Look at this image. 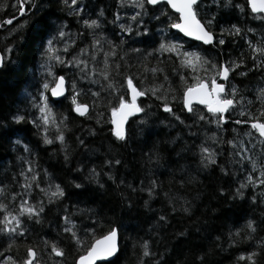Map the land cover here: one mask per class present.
I'll return each mask as SVG.
<instances>
[{
    "label": "trees",
    "instance_id": "1",
    "mask_svg": "<svg viewBox=\"0 0 264 264\" xmlns=\"http://www.w3.org/2000/svg\"><path fill=\"white\" fill-rule=\"evenodd\" d=\"M120 1L77 0L76 6L83 9L81 15L71 0H29L21 15L17 0H0L6 5L0 8V56L4 57V66L0 67V203L13 214L18 213L23 201L37 209L43 207L38 217H19L23 235L0 233V264H22L28 247L36 252L39 264H75L93 234L99 238L111 228L119 233V253L113 261L101 264H249L238 261V257L251 251L260 252L257 264H264V250L259 247L264 240V186L247 182L249 175L254 180L264 179L260 175L264 172V141L249 126L248 116L250 113L264 121L260 115L264 103L257 100L264 89V67L253 66L264 63V57L257 53L254 60L248 43L264 46V16L252 14L245 7L246 0H232L233 6H225L224 0H201L198 18L202 22L211 19L210 30L216 35L214 43L204 47L172 32L164 16L153 19L158 8L155 12L154 7L145 5L144 24L149 31L140 32L138 37L126 34L124 42L115 21ZM236 4L244 11L234 7ZM42 17L45 39H56L61 29L77 38V43L65 51L64 63L53 67L51 84L63 76L71 86L78 87L77 103L89 106L85 117H77L69 87L65 98L48 99L50 119L54 118L63 132V143L54 139L56 125H48L44 132V126L35 119L39 111L34 105L48 58L37 43L32 25ZM86 18L97 19L99 27L82 28L81 20ZM9 19L10 24L4 23ZM233 25L240 29L239 35L232 31ZM163 28L161 35L154 32ZM221 29L225 30L223 34ZM96 34L108 35L111 45L102 46L101 53L97 50L92 61L90 46L94 39L99 40ZM219 39L225 43L219 44ZM173 40L184 45L178 53H196L217 65H238L231 68L226 83L228 91L235 86L237 105L227 114L226 126H221L218 136L217 128L208 126L207 119L196 121L183 108V90L193 82V68L186 67L185 58H178V53L158 51L161 43L167 45ZM113 46L116 55L107 57V70L118 86L115 92L107 88L101 91L108 82L99 75L92 88V81L81 75L83 65L67 63L76 51L83 59L81 49L86 48L89 55H84V60L89 69L96 64L99 73L104 70V53ZM206 67L203 65L197 74L205 76ZM152 68L160 71L153 73ZM118 72L132 75L138 88L158 87L159 95L165 98L146 94L140 99L143 111L129 120L124 140L112 135L109 119L110 108L118 105L120 96L127 95L126 83ZM93 92H99V96L94 97ZM165 102L171 112L163 110ZM195 110L207 115L200 107ZM241 110L245 116L239 115ZM14 115L24 119L16 123ZM45 135L53 140L51 144L44 143ZM212 139L219 147L216 143L209 149L215 163H208L202 160L206 154L200 149ZM252 160L257 162L255 172ZM241 184H245L242 189ZM55 185L64 191L62 197H51ZM3 215L0 212V219ZM65 217L70 223L66 224ZM249 220L256 227L251 234L246 228ZM66 226L73 227L86 243L78 246L64 231ZM145 241L151 253L148 257L141 256ZM53 243L63 256L51 252Z\"/></svg>",
    "mask_w": 264,
    "mask_h": 264
},
{
    "label": "snow or ice",
    "instance_id": "2",
    "mask_svg": "<svg viewBox=\"0 0 264 264\" xmlns=\"http://www.w3.org/2000/svg\"><path fill=\"white\" fill-rule=\"evenodd\" d=\"M130 3L135 8L141 9V12H138L135 16H133L132 20H137L142 14L143 10L145 9V5H151V6H159L161 4L164 5V10L161 11V16H166L169 20V27L172 29L178 30L179 33H182L183 36L190 37L196 41H200L205 45L212 44L214 40L216 39V35L213 31L210 30V25L212 24V20H206L202 22L201 19L198 18V9H199V3L198 0H121V6H123V3ZM29 3V0H17V4L19 5V12L21 15L25 14V4ZM65 3H67V0H65ZM72 5L77 4V0H71ZM225 6H233L232 0H224ZM6 5L0 4V8L5 7ZM234 7L240 9L241 11H244V8L241 7V5L236 4ZM245 7L250 10L252 14H264V0H246ZM167 9H171L172 12L169 13ZM28 11H31V8L28 9ZM153 11H155V7L153 8ZM77 14H79L77 12ZM156 19H159V17H154ZM118 19V17H117ZM12 21L6 20L4 23L10 24ZM84 25L88 29H95L99 27V23L97 19H85ZM35 34L37 43L41 45L44 48V55L48 59H55L58 63H64L60 59L59 56L53 57L51 53L54 51L53 49V39H45L47 36L46 31V24L44 21V18L35 21L32 25ZM122 31H131V28H128L126 25H120ZM224 29H221V34L224 33ZM232 31L235 32L236 35L240 34V29L236 27L235 25L232 26ZM249 32L252 31V29H248ZM60 37H63L65 35L64 31L61 29L58 33ZM218 43L223 45L225 41L223 39H219ZM249 47L251 48V51L253 53V58L255 60V54L259 53L262 57H264V46L254 47L251 45L250 42ZM101 41L94 39L92 45L90 46L93 51L91 53V60H96V51H97V45H100ZM111 45V42H109ZM180 46L177 44H164L161 43L159 46L158 51H166L170 53H178V48ZM64 51H67V48L64 49ZM132 51H139L137 49H133ZM81 53L85 56H88V49H81ZM109 55L115 56L116 52L114 50V46L110 48L108 52L104 53L105 60L103 62L104 64V70L100 71L99 73H96V69L93 67L89 69V64L87 60L80 59L78 57H73L72 60L67 61L69 64H73L75 66H81V75L85 79H90L94 74L101 76L105 81L108 83L102 87L101 91H103L105 88L108 90H111L112 92L117 91V88L115 84L110 79V74L108 69V60L107 57ZM179 56L184 57V65L186 67L193 68L194 75H193V82L190 85H187L184 87L183 90V105L184 108L187 109L189 112H191L193 102L199 105H203L206 109V112L208 115H200V120L207 119L209 122H215L217 124L222 123L225 119L224 113L226 111L234 110L237 101H236V89L235 86L232 87L231 93H226L224 85L221 83H217L216 77H219L221 79H227L229 71L231 68H235L238 65H236L235 62H231L229 66H225L223 64L217 65L216 63H212L208 60H203L198 54L196 53H178ZM123 59V57H121ZM243 63V61H241ZM207 65L206 68H203L205 72V76H199L198 70L203 66ZM4 66V57L0 56V67ZM254 67H264V63L257 64L254 63ZM117 69L120 68V65H116ZM151 72L157 73L160 71L157 68L150 69ZM215 72V75L212 77H209L207 73L209 72ZM47 76L51 77L53 76V73L51 71V68L46 69ZM121 75L122 80L127 84V95L126 96H120L118 105L112 106L110 108L111 111V125L113 126L111 129L112 135L115 136L118 140H124L126 138L125 136V121L128 119L129 116H132L133 114L140 113L143 111V109L137 104V98L145 96L146 94L155 95L157 99H165L163 96L159 95L160 89L158 87H150L147 89L138 88L134 85V77L132 75H124L123 73H119ZM244 73H241L243 75ZM167 76L164 77L165 82L167 81ZM181 81L185 80L184 76L180 77ZM64 77L59 76L56 77L54 82L50 85V83L46 80L42 83L41 88L43 91H40L38 94V110L41 113L40 119L43 122L42 131L47 132L48 128L47 126L52 124L57 126V134L55 135L54 139L57 141H60L63 143L64 141V135L63 132L60 130L59 126L57 125V122L54 118L50 119L52 117V111L51 108L48 107V99L45 95L46 91H50L51 97H58L63 94L64 91ZM92 83H97V80L92 79ZM123 86V85H121ZM163 85H161L162 87ZM73 88H75V84H73ZM167 91V90H166ZM92 95L94 97H98L99 93L93 92ZM257 100H260L262 103H264V89L260 90V94L257 95ZM72 103L75 105V108L73 109L75 112H77L79 115L84 116L85 113L88 110V106L86 104H78L75 95L73 96ZM251 103V102H249ZM163 110L165 112H171V109L167 102L163 104ZM240 116H245V111L241 110L239 112ZM260 115L264 117V107L260 109ZM249 119L251 120V129H254L260 137H264V121L258 120L251 116V114H248ZM13 120L16 123H19L21 120L24 119L23 116L14 115ZM179 119V117H176ZM61 121L60 123H62ZM236 123H242V121L237 120ZM248 135H251V133H247ZM53 142L52 139H49L47 135L44 137V143L45 144H51ZM229 144H233L232 141L228 142ZM202 154V160H207L208 163H215V160L213 159V153L209 150L208 147H201L200 149ZM235 155H240V153H235ZM241 159H246V157H241ZM118 163V161H117ZM256 161L252 160V170L253 172L256 171ZM262 168H264V164L261 165ZM31 171V169H29ZM261 176H264V172L260 173ZM32 179H35L33 176ZM247 182L249 184H255L259 183L261 186H264V179L261 180H254L252 175H249L247 177ZM155 182H153L154 184ZM38 186V185H37ZM76 187H80L79 184L76 185ZM245 184H241L240 188H244ZM149 194H151V189L149 190ZM238 194H242L238 192ZM64 195V191L60 188L59 185H55V190L51 192V197H62ZM43 211V207L34 208L32 206L27 205V201H23L21 204L18 213L13 214V212L8 210V206L6 204L0 203V212H3V219H0V225H3V227H0V233L10 234L15 233L18 235H23V231L21 230V220L19 219L20 216L27 215L29 218L38 217L39 213ZM184 211H187V209H184ZM67 223H70L68 220V217L64 218ZM163 219V217H161ZM246 228L248 229L249 234L254 233L256 231L255 224L252 220H249L246 224ZM64 231L66 233L70 234V238L77 243L78 246H83L86 241L79 237L77 233L73 230V227H65ZM90 232V230H89ZM88 234V233H86ZM259 247L261 250H264V240L260 241ZM142 251L141 256L148 257L151 255L148 244L145 241L141 245ZM51 252L55 254L56 256H63V251L57 247L55 243L51 244ZM118 252V246H117V229L111 228L106 234L101 235L99 238H91L90 244L87 246L86 250L83 252V254L78 256V259L76 260V264H95V262L98 259H104L107 260L109 257H113ZM260 255V252L258 251H251L248 252L246 255L242 254L238 257V261H248L249 264H257L256 257ZM9 261L12 260L11 257L7 258ZM15 264V262H13ZM22 264H39L38 260L36 259V252L32 247H28L26 249V257L22 261Z\"/></svg>",
    "mask_w": 264,
    "mask_h": 264
},
{
    "label": "rangeland",
    "instance_id": "3",
    "mask_svg": "<svg viewBox=\"0 0 264 264\" xmlns=\"http://www.w3.org/2000/svg\"><path fill=\"white\" fill-rule=\"evenodd\" d=\"M121 2V1H120ZM73 6H75V9H76V13L78 12L79 14H81V15H83L82 14V12H83V9L80 7V5L78 6H76V5H73ZM73 6H71V7H73ZM155 8H158V10H157V12H156V15L154 16V17H156L157 15L158 16H161V11L162 10H164V8H163V4H162V6H154ZM120 8L122 9H119V12L117 13L118 15L115 17L116 19H115V21L117 22V26H118V28L119 29H121V27H120V25H126L128 28H131V31H121L120 32V38H121V40L122 41H124L125 42V37H127V36H125L126 34H132V33H134L133 34V37H138L139 36V33L140 32H142V33H144V32H148L149 31V27L147 26V24H144V20H145V17H146V14H147V12L145 11L146 10V8L143 10V14L137 19V20H132L131 18L133 17V16H135L138 12H141V9H138V8H135L134 6H132L130 3H127V2H125V3H123V6H121V3H120ZM153 8V7H152ZM117 17H118V19H117ZM154 17H153V19H154ZM165 17V20H167L168 18L166 17V16H164ZM87 19V18H86ZM90 20V19H89ZM80 21V20H79ZM79 21H77L78 23H79ZM151 21H152V19H151ZM77 25V24H76ZM80 25H81V27L82 28H85L86 29V27H85V25H84V20H81V23H80ZM143 25H145L146 27H143ZM74 27V25L73 26H71V28H73ZM160 29V28H159ZM159 29H156V30H154V32H156V33H158L159 35H161V32H163L165 29L163 28V29H161V31L159 30ZM71 30V29H70ZM97 36H98V38H99V40L101 41V44L100 45H97V50H98V52L99 53H101L102 51H103V47L104 46H107L106 44L107 43H109L110 42V39H109V36L107 35V36H101L100 34H96ZM129 40H133V39H129ZM75 43H77V38H76V36H75V34L74 33H72V32H66L65 33V35L63 36V37H57L56 39H53V49H54V51L51 53V55L53 56V57H56V56H59L60 57V59L62 60L63 58H65L64 56H65V51H64V49L65 48H69L71 45H73V44H75ZM171 43L172 44H177V45H179L180 47L178 48V51L179 50H183V48H184V45L181 43V42H175L174 40L173 41H171ZM103 46V47H102ZM74 54H76V55H74L73 57H78L79 55V51H76ZM90 54H91V52H90ZM81 56L83 57V59H84V55L83 54H81ZM98 60H103V56L101 55L100 57H99V59ZM57 64V65H56ZM60 63H58L54 58L53 59H47V61H46V63H45V66L43 67V71L42 72H45V78H44V81L43 82H45L46 80L51 84V81H50V79H52V78H54V75H55V73H54V70H53V67L54 66H58ZM92 68L94 67L95 69H96V64H94V65H92L91 66ZM97 67H99V68H102L103 66H97ZM47 68H51V71H52V73H53V76H51V77H49V76H47V74H46V69ZM231 71V70H230ZM208 75V74H207ZM215 75V72H210L209 73V77H212V76H214ZM193 78V77H192ZM229 78H230V72H229ZM92 79H95V80H97L98 79V75H93L91 78H90V80L92 81ZM230 80V79H229ZM94 84H96V83H92V88L94 87ZM116 86V88L118 89V86H117V84L115 85ZM68 87H69V89H71L72 90V94L71 95H69V97L73 100V96L75 95V96H78V95H80V93H79V91H78V87L75 85V88H71V87H73V86H71V83H69V82H66V85H65V88H66V93H65V95L63 96V98H65L66 96H67V92H68ZM228 86H226V88H227ZM227 90H228V88H227ZM232 90V87H231V89H230V91ZM41 91H43V89L41 88ZM99 93V92H98ZM45 95L47 96V97H49L51 100H52V98L50 97V95L48 94L47 95V93L45 92ZM183 97V96H182ZM236 97H239V94H237V92H236ZM54 101V100H53ZM47 103H48V107L50 108V103H49V101H47ZM39 104V101H37V103H36V105H38ZM74 105V104H73ZM75 106V105H74ZM36 107H38V106H36ZM39 111V110H38ZM193 111V110H192ZM203 111H204V113H206L205 112V110L203 109ZM207 114V113H206ZM200 115H202V114H200L198 111H194L192 114H191V116H193L194 117V119L197 121H200V122H203L202 120H200L199 119V116ZM208 115V114H207ZM40 117H41V113L39 112V114L38 115H36L35 116V119L37 120H39V124L42 126L43 125V123H42V120L40 119ZM90 119V118H89ZM89 119H87V120H89ZM62 121V118H60L59 119V124H61L60 122ZM208 121V120H207ZM206 121V122H207ZM205 122V123H206ZM209 122V121H208ZM205 123H204V125L203 126H206L205 125ZM207 125L208 126H214L215 128H217V136L219 135V134H221L219 131V129H221V126H223L221 123H219V124H217V123H215V122H209V124L207 123ZM217 142L216 141H214V139H212L210 142H208L207 144H206V146L205 147H208L209 149H213L214 148V146H215V144H216ZM219 147V145H218V143H217V148Z\"/></svg>",
    "mask_w": 264,
    "mask_h": 264
},
{
    "label": "water",
    "instance_id": "4",
    "mask_svg": "<svg viewBox=\"0 0 264 264\" xmlns=\"http://www.w3.org/2000/svg\"><path fill=\"white\" fill-rule=\"evenodd\" d=\"M200 1H201V0H198V3H199ZM161 5H162V4H161ZM148 6H150V7H154V6H151V5H148ZM169 10L172 12L171 9H169ZM261 15L264 16V14H261ZM170 29H171V31L174 32L175 34H178L179 36H181V38H183L184 40H187V41H189V42H193V43H196V44H200V45H202V46H204V47L210 46V45H212V44L214 43V42H213L212 44L205 45V44H203V43L200 42V41H196V40H194V39H192V38H190V37L183 36V34H182V33H179L178 30H176V29H172V28H170ZM214 41H215V40H214ZM228 78H229V74H228ZM228 78H227V79H221V78L217 77V83H221V84L224 85V83L227 82ZM64 81H65V79H64ZM65 85H66V81L64 82V91H63V94H62L61 96H58V97H51V93H50V91H49V95H50V97L52 98V100L57 101V100H60V99L63 98V96H64L65 93H66ZM134 85H135V83H134ZM135 86H136V85H135ZM224 88H225V85H224ZM126 92H127V84H126ZM142 98H144V96H142V97H138V98H137V104H138V105H139V101H140V99H142ZM182 103H183V97H182ZM86 105H87V104H86ZM87 106H88V105H87ZM193 106L204 107L203 105L196 104L195 102H193L192 107H193ZM74 108H75V107H74ZM74 108H73V109H74ZM183 108H184V105H183ZM184 110H185V112H186L187 114L190 113L187 109L184 108ZM73 111H74V110H73ZM205 111H206V109H205ZM88 112H89V106H88V110H87V112L85 113L84 116L79 115V114H78L77 112H75V111H74V114H75L77 117H85V116L88 114ZM228 112H229V111H226V112L224 113V117H225V115H226ZM140 115H141V112H140V113L133 114L132 116H129V117H128V119L125 121V125H124L125 132H126V128H127V125H128L129 120H130L132 117H136V116H140ZM109 119H110V121H111V114H110ZM225 121H226V120L224 119V121H223L222 123L224 124ZM110 125H111V123H110ZM250 125H251V123H250ZM111 127H113V126L111 125ZM259 137H260V136H259ZM260 138L264 141V137H260ZM117 246H118V252H117L113 257H109L107 260H104V259H98V260L95 262V264H101V263L111 262V261H113V260L115 259V257L118 255V253H119V233H118V231H117ZM77 259H78V258H77ZM77 259H76V260H77ZM75 264H76V261H75Z\"/></svg>",
    "mask_w": 264,
    "mask_h": 264
},
{
    "label": "flooded vegetation",
    "instance_id": "5",
    "mask_svg": "<svg viewBox=\"0 0 264 264\" xmlns=\"http://www.w3.org/2000/svg\"><path fill=\"white\" fill-rule=\"evenodd\" d=\"M216 79H217V77H216ZM227 82H228V81H227ZM227 82L224 83V85H225V92H226V93H231V91H228L227 88H226V83H227ZM201 108L204 109V107H201ZM193 109H194V108H193ZM204 110H205V109H204ZM193 112H194V111H191L189 114L191 115ZM229 112H230V111H229ZM229 112H228V113H229ZM228 113H227V114H228ZM227 114L225 115V119H226ZM225 124H226V123H224L223 126H226Z\"/></svg>",
    "mask_w": 264,
    "mask_h": 264
}]
</instances>
